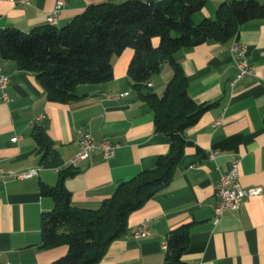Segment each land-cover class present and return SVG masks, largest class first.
Returning <instances> with one entry per match:
<instances>
[{
  "label": "crops",
  "instance_id": "crops-1",
  "mask_svg": "<svg viewBox=\"0 0 264 264\" xmlns=\"http://www.w3.org/2000/svg\"><path fill=\"white\" fill-rule=\"evenodd\" d=\"M56 1L22 5L0 0V34L9 28L28 33L46 24ZM102 1L107 0H64L55 26L62 28L88 5ZM223 1L231 0H204L193 22L213 18ZM234 39L247 46L255 76L231 87L235 68L229 47ZM158 41L153 38L152 44ZM133 53L126 48L114 55L112 78L77 85L74 92L80 98L71 103L49 101L35 73L0 57V74L9 77L0 92V167L13 172L37 169L30 178L0 176V264H50L64 252L43 248L41 233L42 215L54 207L41 189L55 186L64 169L74 170L63 179L72 205L94 209L120 182L152 169L168 153L169 136L155 131L152 108L129 80ZM174 58L187 78L191 99L213 105L184 130L183 156L173 177L130 213L126 233L109 244L98 264H162L169 232L186 223L185 264H264V194L246 197L218 221L213 212L215 184L234 158L239 159L243 187L264 186V19L244 23L226 42L207 40L178 50ZM172 75V67L163 62L150 77L151 91L161 96ZM36 127L44 130L54 152L45 159L33 138ZM78 129L94 141L106 139L116 146L114 157L104 159L96 150L71 165ZM142 222L149 234L134 237L132 230Z\"/></svg>",
  "mask_w": 264,
  "mask_h": 264
},
{
  "label": "trees",
  "instance_id": "trees-1",
  "mask_svg": "<svg viewBox=\"0 0 264 264\" xmlns=\"http://www.w3.org/2000/svg\"><path fill=\"white\" fill-rule=\"evenodd\" d=\"M204 0L102 1L88 5L62 28L48 23L28 33L5 29L0 34V57L16 62L19 69L36 74L49 101L71 103L79 84L112 78L114 55L133 49L128 77L140 97L152 108L157 133L169 136V151L155 166L120 182L113 194L94 209L72 205L63 179L74 172L64 169L55 186L42 187L54 207L43 213V248H63L50 264H98L109 244L127 231L131 212L139 209L173 177L180 162L184 130L211 106L197 104L188 94V81L174 54L207 40L226 42L249 21L264 19V0H231L219 4L213 18L193 22ZM158 38L154 46L152 39ZM167 62L173 75L161 96L150 89V77ZM33 138L43 151L52 152L44 130L36 127ZM190 223L169 232L162 264H185Z\"/></svg>",
  "mask_w": 264,
  "mask_h": 264
},
{
  "label": "built area",
  "instance_id": "built-area-1",
  "mask_svg": "<svg viewBox=\"0 0 264 264\" xmlns=\"http://www.w3.org/2000/svg\"><path fill=\"white\" fill-rule=\"evenodd\" d=\"M18 4H29L30 0H14ZM64 0H57L53 10L49 13L46 23L54 26L59 10L64 6ZM230 55L234 63L235 74L230 81V86L233 87L237 82L246 77L255 76V70L250 65L247 57V46L240 43L237 39L231 42L229 47ZM9 81V77L6 74H0V92L6 87ZM151 86V84H150ZM218 124V121L214 125ZM77 147L78 151L70 164L75 166L81 160L87 158L92 152L99 150L104 159H110L114 157L116 146L112 145L108 140L103 139L101 141H94L93 137L78 129L77 131ZM17 137L11 138L12 142H15ZM216 151L210 152V157L213 158L216 155ZM239 159L234 158L230 162L229 168L220 174L217 183L214 188V197L216 202L213 205L214 220L218 221L224 211L237 210L242 201L249 196H256L264 194V186H252L243 187L239 181ZM37 174V169H28L23 172H13L11 170H4L0 167V176H12L15 178H30ZM149 234L148 225L146 222L140 223L132 230L134 237H143ZM164 248V245H163ZM166 248H164L165 250Z\"/></svg>",
  "mask_w": 264,
  "mask_h": 264
},
{
  "label": "bare ground",
  "instance_id": "bare-ground-1",
  "mask_svg": "<svg viewBox=\"0 0 264 264\" xmlns=\"http://www.w3.org/2000/svg\"><path fill=\"white\" fill-rule=\"evenodd\" d=\"M55 24H56V23H55ZM55 24H54V26H55ZM150 84H151L150 82H149V83H147V85H148V86H150Z\"/></svg>",
  "mask_w": 264,
  "mask_h": 264
},
{
  "label": "rangeland",
  "instance_id": "rangeland-1",
  "mask_svg": "<svg viewBox=\"0 0 264 264\" xmlns=\"http://www.w3.org/2000/svg\"><path fill=\"white\" fill-rule=\"evenodd\" d=\"M201 21V20H200ZM197 23H199V22H196L195 24H197Z\"/></svg>",
  "mask_w": 264,
  "mask_h": 264
}]
</instances>
